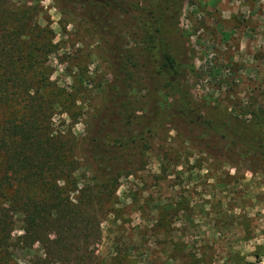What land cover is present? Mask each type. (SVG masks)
Segmentation results:
<instances>
[{
	"label": "rangeland",
	"instance_id": "obj_1",
	"mask_svg": "<svg viewBox=\"0 0 264 264\" xmlns=\"http://www.w3.org/2000/svg\"><path fill=\"white\" fill-rule=\"evenodd\" d=\"M122 1L140 7L145 2ZM166 5L177 9L190 69L184 85L192 98L242 121L251 119V107L264 111V0H166ZM225 7L231 14L222 13ZM3 8L11 14L9 23L17 25L24 14L30 28L48 32L53 46L46 58L48 81L72 98L55 106V132L89 134L111 107L115 90L122 89L117 106L124 117H111L106 132L110 142L126 140L127 147L115 153L117 167L129 174L119 179L113 213L99 226L92 264H264L263 172L230 164L217 137L183 128L175 117L161 126L151 122L147 139L129 144L147 113L170 109L164 91H154L139 70V52L146 46L139 22L106 9L112 29L102 34L82 8L53 0H0ZM113 44L135 65L127 66L125 88H111L105 51ZM14 256L31 263L42 252L35 246Z\"/></svg>",
	"mask_w": 264,
	"mask_h": 264
},
{
	"label": "trees",
	"instance_id": "obj_2",
	"mask_svg": "<svg viewBox=\"0 0 264 264\" xmlns=\"http://www.w3.org/2000/svg\"><path fill=\"white\" fill-rule=\"evenodd\" d=\"M53 1L82 8L85 20L102 34L108 26L112 29L104 17L106 9L143 28L146 46L139 52V70L149 76L154 91H164L170 109L147 113L129 144L144 142L151 122L161 126L175 117L183 128L217 137L230 164L246 163V170L264 173L263 109L251 107V119L242 121L192 98L184 85L190 69L175 7L166 5V0H145L142 7L122 0ZM9 16L6 8L0 9V264H92L90 249L100 238L99 226L113 213L119 179L129 174L117 167L115 153L127 147L126 140L110 142L106 132L111 117H124L117 106L122 89L115 90L111 107L89 134L77 138L69 129L55 132L54 108L71 96L48 81L46 58L53 48L48 32L30 28L24 14L17 25L8 22ZM120 51L114 44L105 51L114 89L128 85L127 66L135 67ZM35 246L42 257L17 262L16 250L33 251Z\"/></svg>",
	"mask_w": 264,
	"mask_h": 264
},
{
	"label": "crops",
	"instance_id": "obj_3",
	"mask_svg": "<svg viewBox=\"0 0 264 264\" xmlns=\"http://www.w3.org/2000/svg\"><path fill=\"white\" fill-rule=\"evenodd\" d=\"M224 10H225V11H224ZM227 12H228V14H231V12L227 11V9H226V7H225V9H223L222 13H223V14H227Z\"/></svg>",
	"mask_w": 264,
	"mask_h": 264
}]
</instances>
